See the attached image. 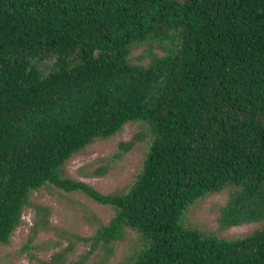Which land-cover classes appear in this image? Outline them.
<instances>
[{"label": "trees", "instance_id": "trees-1", "mask_svg": "<svg viewBox=\"0 0 264 264\" xmlns=\"http://www.w3.org/2000/svg\"><path fill=\"white\" fill-rule=\"evenodd\" d=\"M142 43L166 52L134 63ZM136 122L152 141L127 190L65 174L73 155ZM230 185L220 227L264 222V0H0V245L32 195L54 189L115 208L84 237L88 255L133 229L144 244L122 264H264V227L224 239L183 221Z\"/></svg>", "mask_w": 264, "mask_h": 264}, {"label": "rangeland", "instance_id": "rangeland-1", "mask_svg": "<svg viewBox=\"0 0 264 264\" xmlns=\"http://www.w3.org/2000/svg\"><path fill=\"white\" fill-rule=\"evenodd\" d=\"M152 45H137L131 54L132 61L147 64L151 60L149 52H166ZM135 136L136 143L129 151L118 159L111 158L120 142ZM151 141L144 123H128L117 135L95 140L73 155L65 165V174L89 183L102 193L127 190L142 170ZM105 164L111 166L108 173L93 175L97 167ZM235 189L234 185L227 186L191 204L183 215L185 225L224 239L245 237L262 229L263 221L226 229L220 227L217 207L224 205ZM31 199L32 204L25 209L22 223L13 233L10 244L0 245V264H42L59 252L64 253L63 264H122L127 255L144 244L141 234L129 229L125 239L115 242L112 252L100 247L88 255L91 242L84 237L95 234L100 222L107 223L115 214L114 207L100 204L79 191L41 189ZM45 212H48L49 224H40Z\"/></svg>", "mask_w": 264, "mask_h": 264}]
</instances>
